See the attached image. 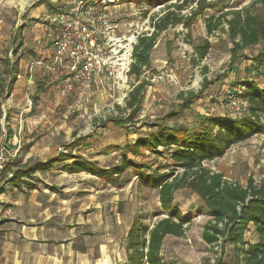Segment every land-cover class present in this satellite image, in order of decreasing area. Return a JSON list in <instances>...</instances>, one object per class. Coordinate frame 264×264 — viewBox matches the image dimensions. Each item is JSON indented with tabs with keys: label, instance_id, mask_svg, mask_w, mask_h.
Returning <instances> with one entry per match:
<instances>
[{
	"label": "rangeland",
	"instance_id": "obj_1",
	"mask_svg": "<svg viewBox=\"0 0 264 264\" xmlns=\"http://www.w3.org/2000/svg\"><path fill=\"white\" fill-rule=\"evenodd\" d=\"M37 1L39 0H0V80L5 83L11 77L7 60L9 64L16 60V55L11 51L17 48L20 37L23 44L21 32L24 26L21 25L23 21H27L28 16L38 10L35 5ZM49 1L54 8L63 11L67 10L71 0ZM177 1L162 0L158 3L156 0H113L106 3L110 21L119 26L120 31L117 33L120 35L124 33L126 37L135 39L136 43L141 33L149 34L152 31L151 20L161 15L167 5ZM212 1L214 4L194 19L188 31L182 24H178L168 27L158 36L150 52V68L144 73L150 84L144 91L142 111L138 114L141 123H163L167 128L184 125L191 132H196L209 123V118L225 115L235 117L227 106V93L232 89L239 90V82L248 79L254 80L260 87L264 86L260 74L244 67V57L257 53L264 47V42L239 51L238 57L231 63L229 49L232 44L226 23L222 22L212 33H207L205 27V18L226 11L247 8L251 13L260 12L262 11L260 0ZM42 8L43 19L50 10L45 3L42 4ZM189 10L190 8L182 10V14H188ZM204 39H207L211 46L205 57L199 60L192 49V44H199ZM24 54L25 52H21L22 57ZM160 72L164 73L165 77L153 79ZM203 77L212 82L204 88ZM48 82L47 87L42 89V95L47 99L41 102L27 92L28 101L24 100L28 107L30 106L27 111L20 108L23 106V100L16 99L15 103H19L20 106L17 108L12 105L8 96L3 98L0 118V168L2 162L14 155L15 149L24 150L27 140L42 138L43 150L44 146L55 142L60 145L68 143L73 132L80 135L89 134V145L82 146L79 150L87 156L97 158L104 165H109L115 163L125 136L129 135L128 140H131L144 133L145 129L149 131L145 125L136 130L128 123L122 125L109 123L105 127L97 125L99 119L123 112L124 98L134 83L132 76L127 75L125 83L110 79L108 86L99 92L92 86L84 88L67 80ZM187 90L194 92L201 90L199 97L193 100L188 110L181 107V101L177 97L180 91ZM94 91L96 93L91 94ZM262 121L264 122V119ZM6 124L13 130V136L9 139L5 136ZM155 128L152 130H156ZM102 150L107 153L100 152ZM145 157L144 164L157 166L160 171L172 170L174 166L164 154L152 155L149 152ZM204 166L223 173L228 181L245 186L248 178H251L258 184L264 178V130L234 144L221 157L204 162ZM176 171L180 172L181 169L177 168ZM128 173L131 171L128 170ZM111 194H119L120 198L127 196L126 199H120L123 204L122 214H126V220L131 219L134 214L144 225L150 226L166 215L160 210L155 188L140 187L133 181L131 185L121 190L119 187L113 188ZM173 208L188 214L191 221L182 237H166L164 243L166 264H215L218 255L221 256L222 262L236 264L233 262L232 247L229 244H226L220 253L219 247L212 248L202 240L201 231L210 216L207 207L194 192L186 188L177 190L174 194Z\"/></svg>",
	"mask_w": 264,
	"mask_h": 264
},
{
	"label": "trees",
	"instance_id": "obj_2",
	"mask_svg": "<svg viewBox=\"0 0 264 264\" xmlns=\"http://www.w3.org/2000/svg\"><path fill=\"white\" fill-rule=\"evenodd\" d=\"M156 1L160 3L162 0ZM260 2V12L251 13L243 8L205 18L207 33H212L222 22L226 23L232 44L229 49L231 63L238 57L239 51L264 42V0ZM41 3L47 5L48 0H39L35 5ZM213 4L212 0H178L167 5L161 15L151 20L152 31L149 34L141 33L133 46L128 76L133 77L134 83L124 98L123 112L99 119L97 125L105 126L108 122L135 125L139 122L137 116L141 110L144 91L150 84L144 73L150 68V52L158 36L168 27L178 24H182L188 31L194 19ZM186 8H190L189 13L182 14V10ZM210 46V42L204 39L199 44H192V49L200 60L208 53ZM16 51L15 48L11 53L15 55ZM244 59L245 69L256 71L264 80V47ZM7 66L11 77L6 83L0 80V118L2 100L10 94L15 81L16 60L11 64L7 60ZM210 83L212 82L207 78H202L203 88ZM238 85L240 91L232 89L231 92L246 103V111L241 116L209 118V123L196 132L187 128L179 129L175 125L169 129L163 123L139 124L138 127L145 125L151 131L137 138L128 149L136 153H143L144 149L152 153H167L174 166L168 171L155 168L151 174L139 177L143 186L157 189L160 208L170 211V215L159 219L148 230L142 226L139 218L132 220L127 232L128 264H164L160 254L163 238L166 235L182 236L184 225L191 220L188 214L173 208L175 192L184 188L194 192L210 213L201 232L202 240L207 245L219 247L222 253L224 246L229 244L236 264H264V178L258 184L248 178L244 186L228 181L223 173L204 166V162L221 157L234 144L264 130V86L260 87L254 80L248 79ZM200 92L201 90L180 91L177 97L181 101V107L190 109ZM117 108L121 109L120 106ZM154 127L156 130L152 131ZM11 133L6 126L7 139ZM73 143L64 145L65 151L43 161L21 163L16 157L7 158L1 164L0 180L15 188L30 186L36 181L34 174L37 171L47 170L58 164L62 171L68 173L85 171L101 178L120 175L128 168L139 172L149 167V164L131 162L126 158H122L118 164L99 166L95 161L71 154L67 148ZM160 147L162 150H158ZM69 159L71 161L68 162ZM177 168L181 171L177 172ZM4 189V186H0V192ZM2 222L0 220V224ZM248 232L255 236L253 241L247 238ZM215 264L229 263L222 262L218 255Z\"/></svg>",
	"mask_w": 264,
	"mask_h": 264
},
{
	"label": "crops",
	"instance_id": "obj_3",
	"mask_svg": "<svg viewBox=\"0 0 264 264\" xmlns=\"http://www.w3.org/2000/svg\"><path fill=\"white\" fill-rule=\"evenodd\" d=\"M46 7L49 8L50 13L45 14V18L42 19L44 8L41 3L36 7L38 10L28 16L27 21H23L21 25V27L24 26L21 32L23 44L20 37L16 45L17 70L8 98L17 108L20 106L19 103H15L16 99L23 100V106L20 108L26 111L30 109L26 101L24 102L29 98L27 92L33 96L32 98L40 99V102L47 99L42 95V89L47 87L48 80L50 82L67 80L83 86L71 79L64 63L54 59V45L60 27L59 17L66 10L60 11L57 7L54 8L51 1ZM38 18L39 20H34ZM21 52H25L24 57L21 56ZM109 81L110 78L101 76L95 78L90 86L97 88L96 92H99L108 86ZM38 109L40 110L39 107ZM137 117L139 119V116ZM109 123L114 124L108 122L105 126ZM139 123H141L140 120L132 126L139 130L142 127H138ZM6 126L12 132L11 138L13 130L9 124ZM175 126L179 129L186 128L184 125ZM150 131L149 129L147 132L145 129L144 133L131 140H128L129 135L125 136L113 164H118L122 158L144 164L146 161L144 157L150 151L144 149L143 153H136L128 148L137 138ZM89 136V134L80 135L73 132L71 140L66 144L74 143L67 149L74 156L78 155L86 160L95 161L99 166L112 165H104L97 158L87 156L79 150L82 146L89 145ZM39 139L27 140L24 150L21 152L15 149L16 152L11 158L16 157L21 163L43 161L65 151L66 144L60 145L58 142L44 146L42 150V138ZM100 152L107 153L103 150ZM150 154L157 155L156 152H150ZM164 155L168 156L167 153ZM152 167L149 165L139 172L128 168L120 175L101 178L85 171L68 173L62 171L58 164L50 169L37 171L34 174L36 181L30 186L15 188L0 180V186L5 187L0 192V220H3L0 224V264H128L127 232L132 220L138 216L133 214L131 219L126 220V214H122L123 204L120 199H126L127 196L120 198L119 194L112 195L111 190L115 187L121 190L131 185L133 181L140 187L146 188L141 184L139 177L151 174L157 166ZM128 170L131 173H128ZM157 201L160 206L158 193ZM160 210L166 213L163 217L170 215V211L161 208ZM158 220L148 226L144 225L140 219L142 226L147 230ZM189 224L190 222L184 225V233ZM182 236L166 235L163 238L160 254L164 264H166L164 258L166 237L180 238ZM247 238L253 241L255 236L248 232Z\"/></svg>",
	"mask_w": 264,
	"mask_h": 264
},
{
	"label": "built area",
	"instance_id": "obj_4",
	"mask_svg": "<svg viewBox=\"0 0 264 264\" xmlns=\"http://www.w3.org/2000/svg\"><path fill=\"white\" fill-rule=\"evenodd\" d=\"M113 0H71L60 19L54 45V59L65 65L71 79L89 87L95 78L104 76L125 83L135 39L117 32L110 21L108 3ZM160 72L153 79H162ZM227 106L235 116L246 111V103L231 90Z\"/></svg>",
	"mask_w": 264,
	"mask_h": 264
}]
</instances>
